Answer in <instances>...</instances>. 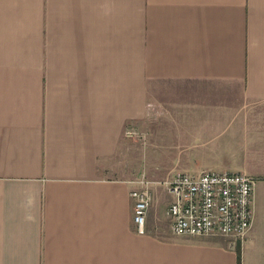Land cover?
Listing matches in <instances>:
<instances>
[{"label":"crops","instance_id":"1","mask_svg":"<svg viewBox=\"0 0 264 264\" xmlns=\"http://www.w3.org/2000/svg\"><path fill=\"white\" fill-rule=\"evenodd\" d=\"M205 171L255 178L243 241L172 232ZM0 264H264V0H0Z\"/></svg>","mask_w":264,"mask_h":264},{"label":"built area","instance_id":"2","mask_svg":"<svg viewBox=\"0 0 264 264\" xmlns=\"http://www.w3.org/2000/svg\"><path fill=\"white\" fill-rule=\"evenodd\" d=\"M137 137L135 129L127 132ZM132 190L133 221L140 234L146 233L153 202L149 182L139 181ZM173 201L168 207L172 232L177 236L228 237L243 241L253 224L255 178L244 172L205 171L199 175L180 172L166 181Z\"/></svg>","mask_w":264,"mask_h":264},{"label":"rangeland","instance_id":"3","mask_svg":"<svg viewBox=\"0 0 264 264\" xmlns=\"http://www.w3.org/2000/svg\"><path fill=\"white\" fill-rule=\"evenodd\" d=\"M135 129V128H134ZM137 130V129H136ZM166 180V179H165ZM156 187H158V188H160V190H161V195H163V198L165 199H167L168 198V195L167 196H165V192H167L166 191V187H165V184H163V183H160V184H154L153 185V189L155 190L156 189ZM157 199L159 200V199H161V197H157ZM163 223L165 224V225H167V227H168V222L166 221V219H164L163 220Z\"/></svg>","mask_w":264,"mask_h":264}]
</instances>
